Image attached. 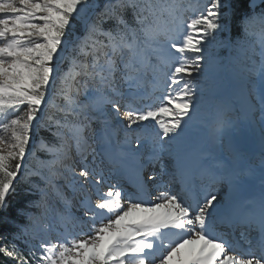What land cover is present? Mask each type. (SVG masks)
Returning a JSON list of instances; mask_svg holds the SVG:
<instances>
[{
    "label": "snow or ice",
    "instance_id": "obj_1",
    "mask_svg": "<svg viewBox=\"0 0 264 264\" xmlns=\"http://www.w3.org/2000/svg\"><path fill=\"white\" fill-rule=\"evenodd\" d=\"M0 240L264 264V0H0Z\"/></svg>",
    "mask_w": 264,
    "mask_h": 264
},
{
    "label": "bare ground",
    "instance_id": "obj_2",
    "mask_svg": "<svg viewBox=\"0 0 264 264\" xmlns=\"http://www.w3.org/2000/svg\"><path fill=\"white\" fill-rule=\"evenodd\" d=\"M189 15H191V13H189ZM255 30H258V28L255 29ZM248 148H249V152L251 154L258 155V156H256V160H254V163L258 166L259 165V162H260V152H261L259 150L260 149L259 145L255 141H250L249 142V145H248ZM225 191H226V189H221V195H223Z\"/></svg>",
    "mask_w": 264,
    "mask_h": 264
},
{
    "label": "trees",
    "instance_id": "obj_3",
    "mask_svg": "<svg viewBox=\"0 0 264 264\" xmlns=\"http://www.w3.org/2000/svg\"><path fill=\"white\" fill-rule=\"evenodd\" d=\"M19 198V197H18ZM10 239V238H9ZM7 241H4V240H0V244H4V243H6ZM17 243H19V242H17ZM21 247L23 248V245L21 244Z\"/></svg>",
    "mask_w": 264,
    "mask_h": 264
},
{
    "label": "rangeland",
    "instance_id": "obj_4",
    "mask_svg": "<svg viewBox=\"0 0 264 264\" xmlns=\"http://www.w3.org/2000/svg\"><path fill=\"white\" fill-rule=\"evenodd\" d=\"M257 137L256 136H254V138L251 140V141H257V139H256Z\"/></svg>",
    "mask_w": 264,
    "mask_h": 264
}]
</instances>
